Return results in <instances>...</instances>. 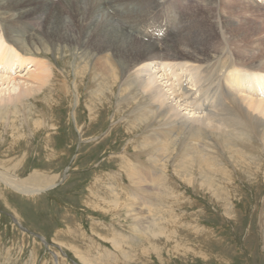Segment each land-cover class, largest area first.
Instances as JSON below:
<instances>
[{
	"label": "bare ground",
	"instance_id": "bare-ground-1",
	"mask_svg": "<svg viewBox=\"0 0 264 264\" xmlns=\"http://www.w3.org/2000/svg\"><path fill=\"white\" fill-rule=\"evenodd\" d=\"M124 1L133 5L131 12L123 11L125 4L116 13L110 12L113 4ZM144 1L0 0V39L10 45L0 42V70L9 74L35 62L24 76L5 77L0 73V113L17 110L27 120L30 100L37 102L53 93L57 85L51 82L60 74L66 83L71 81L73 109L81 104V77L97 85L87 97L93 104L85 105L90 120L98 116L101 104L110 96L117 100L119 109L129 106V120L134 126L139 125L134 122L142 125L145 156L151 166L137 159L125 163L133 200L140 202L137 207L134 201L124 204L113 200L120 197L110 198L109 204L115 208L122 202L126 215L133 220V229L150 238L169 234L149 223L153 218L143 211L146 203L154 205L149 200L168 195L169 188L163 181L168 161L174 162L179 172L186 171L191 163L198 169L203 167L204 174L199 178H207L201 183L205 185L208 180L210 186L216 182L212 178L230 177L228 165L233 169L238 164L251 168L252 157H246L248 164L242 161L244 156L238 158L248 146L264 152V97L260 96L264 94V10L249 0H219L217 8H211L206 3L209 0H183L179 11L174 10L178 12L175 32L168 29L174 35L162 41L150 35L151 41L142 37L146 30L139 28V20L163 0H153L148 9H137ZM254 1L264 5V0ZM202 9L215 12L203 15ZM200 20L214 23L201 27ZM55 57L62 60L59 71L55 69ZM167 61L173 64L166 69ZM225 69L234 71L226 74ZM185 75L189 85L184 87ZM77 127L83 134V128ZM250 170L248 176L255 180ZM259 172L264 178V169ZM0 181L29 195L40 190L17 183L1 171ZM193 181L201 186L195 178ZM82 261L104 262L88 255Z\"/></svg>",
	"mask_w": 264,
	"mask_h": 264
},
{
	"label": "rangeland",
	"instance_id": "rangeland-1",
	"mask_svg": "<svg viewBox=\"0 0 264 264\" xmlns=\"http://www.w3.org/2000/svg\"><path fill=\"white\" fill-rule=\"evenodd\" d=\"M182 1L167 0V4L179 11ZM248 2L264 10L263 4ZM152 3L145 0L136 8L148 9ZM206 3L217 8L219 0ZM122 4L124 12L134 8L128 1L113 5L119 8ZM164 7L162 1L153 12ZM202 10L205 12H199L203 15L213 12ZM153 12L139 21L143 23ZM177 18L178 12H174V21L167 14L174 32ZM213 23L200 20L199 26ZM174 32L168 31L167 37ZM3 40L2 45L10 48ZM60 58L55 57L57 71L61 69ZM28 64L13 70L15 74L0 73L5 77L24 76L35 66L33 61ZM172 64L167 61L164 67ZM228 70L224 72L234 71ZM84 79L81 77L79 83L81 104L75 109L71 81L66 83L60 74L51 82L57 85L53 93L37 102L30 100L27 120L17 110L0 113V171L17 183L40 188L29 195L0 181V264H84V255L103 264H264V178L259 172L264 169V152L248 146L238 158L244 156L242 161L248 164L246 157H252L251 168L238 164L233 169L228 165L230 177L212 178L216 182L210 181V186L208 180L205 185L201 183L207 178H199L204 174L203 167L198 169L191 163L186 171L179 172L174 162L168 161L163 179L168 195L149 200L154 205L146 203L143 211L153 218L149 223L170 235L143 237L133 229V220L122 206V202L134 201L125 163L137 159L149 164L142 125L134 122L140 125L134 126L128 118L131 108L119 109L112 96L98 106L102 111L90 120L85 105L93 104L87 97L97 85L88 77ZM49 88L53 89L51 85ZM76 125L83 128V134ZM249 170L255 180L248 176ZM112 197H120L113 200L122 201L121 206L111 208ZM125 253L131 257L126 258Z\"/></svg>",
	"mask_w": 264,
	"mask_h": 264
}]
</instances>
